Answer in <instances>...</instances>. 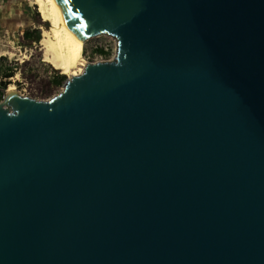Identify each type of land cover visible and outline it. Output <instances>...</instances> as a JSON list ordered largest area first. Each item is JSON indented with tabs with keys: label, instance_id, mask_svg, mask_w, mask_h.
Wrapping results in <instances>:
<instances>
[{
	"label": "water",
	"instance_id": "1",
	"mask_svg": "<svg viewBox=\"0 0 264 264\" xmlns=\"http://www.w3.org/2000/svg\"><path fill=\"white\" fill-rule=\"evenodd\" d=\"M57 2L117 54L0 101V264H264V0Z\"/></svg>",
	"mask_w": 264,
	"mask_h": 264
},
{
	"label": "rangeland",
	"instance_id": "2",
	"mask_svg": "<svg viewBox=\"0 0 264 264\" xmlns=\"http://www.w3.org/2000/svg\"><path fill=\"white\" fill-rule=\"evenodd\" d=\"M4 5L0 10V69L8 71L11 68L12 76L9 78L0 73V80L8 82L7 88L10 83L15 84L22 95L38 100L54 97L63 90L64 82L70 75L62 73L44 59L41 41L29 47L21 39L28 33L42 40L43 31L49 29L50 23L43 19L34 0H5ZM9 12L13 18L8 17ZM97 47H103L110 52L109 55L93 53ZM117 48L114 36L100 34L85 42L83 56L86 63L107 61L115 57ZM59 74L66 75V79L57 85L54 80Z\"/></svg>",
	"mask_w": 264,
	"mask_h": 264
},
{
	"label": "bare ground",
	"instance_id": "3",
	"mask_svg": "<svg viewBox=\"0 0 264 264\" xmlns=\"http://www.w3.org/2000/svg\"><path fill=\"white\" fill-rule=\"evenodd\" d=\"M34 3L39 7L43 19L50 23L49 29L43 31L41 40L44 59L70 77L84 72L87 65L83 56L86 40L72 31L57 0H34ZM15 91L17 87L11 83L6 94Z\"/></svg>",
	"mask_w": 264,
	"mask_h": 264
},
{
	"label": "trees",
	"instance_id": "4",
	"mask_svg": "<svg viewBox=\"0 0 264 264\" xmlns=\"http://www.w3.org/2000/svg\"><path fill=\"white\" fill-rule=\"evenodd\" d=\"M21 39L24 40V42L26 41V45H28L29 47H32L34 44H37L41 41V37L30 36V34H28V33L25 34V38H21ZM93 53L107 56V55H109L110 52L105 50L103 47H97L93 50ZM11 71H12L11 68H9L8 71L0 69V73L5 74V77L6 76L11 77L12 76ZM65 79H66V75L59 74L58 77L55 78L54 82H55V84L59 85V84L63 83ZM7 83L8 82L3 81V82H0V85L3 86L4 88H7V85H8ZM3 96H4V92L0 91V98L2 99Z\"/></svg>",
	"mask_w": 264,
	"mask_h": 264
},
{
	"label": "crops",
	"instance_id": "5",
	"mask_svg": "<svg viewBox=\"0 0 264 264\" xmlns=\"http://www.w3.org/2000/svg\"><path fill=\"white\" fill-rule=\"evenodd\" d=\"M4 2H5V0H0V10H2L3 7L5 6V5H4ZM11 15H12V14H10V12H9L8 17H9V18H13V16H11Z\"/></svg>",
	"mask_w": 264,
	"mask_h": 264
},
{
	"label": "built area",
	"instance_id": "6",
	"mask_svg": "<svg viewBox=\"0 0 264 264\" xmlns=\"http://www.w3.org/2000/svg\"><path fill=\"white\" fill-rule=\"evenodd\" d=\"M10 78V77H9ZM0 82H3L2 80H0ZM0 91L1 92H4L5 94V91H6V88H4L3 86L0 85ZM4 97V96H3ZM0 101H1V98H0Z\"/></svg>",
	"mask_w": 264,
	"mask_h": 264
}]
</instances>
